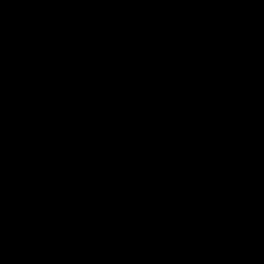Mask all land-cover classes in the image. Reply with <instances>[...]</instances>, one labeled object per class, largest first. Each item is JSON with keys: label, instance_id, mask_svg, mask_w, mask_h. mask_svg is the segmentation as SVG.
<instances>
[{"label": "rangeland", "instance_id": "rangeland-1", "mask_svg": "<svg viewBox=\"0 0 264 264\" xmlns=\"http://www.w3.org/2000/svg\"><path fill=\"white\" fill-rule=\"evenodd\" d=\"M151 2L0 0V264H59L95 208L114 216L126 264H177L186 251H204L205 264H264L262 243L219 257L206 249L239 236L143 221L168 197L185 205L191 184L170 186L166 153L186 179L199 163L264 184V0ZM120 84L196 116L186 146L165 152L151 133L108 127Z\"/></svg>", "mask_w": 264, "mask_h": 264}, {"label": "trees", "instance_id": "trees-1", "mask_svg": "<svg viewBox=\"0 0 264 264\" xmlns=\"http://www.w3.org/2000/svg\"><path fill=\"white\" fill-rule=\"evenodd\" d=\"M130 1L147 5L156 0ZM125 50L122 46L115 47V67L118 65L121 69L125 65L120 60L121 52ZM120 85L115 98L106 104L103 122L108 127L134 135L151 133L155 136L158 148H165V152L178 151L180 144L186 146L185 142L191 140V129L194 127V120L189 119H196V116L181 117L162 107L153 108L134 96L133 87ZM165 127V136H161ZM166 154L167 162L162 167L172 168L175 173L169 181L170 186L179 188L183 182L191 184L180 199L184 200L185 205L178 206L179 201L171 200L175 197H168L149 208L144 215V222L153 217L161 221L173 219L176 223L182 218L183 223H189L196 229L237 235L241 239L264 244V203L258 202L260 194L264 196V184L199 163H194L193 176L186 179L175 168L178 163L174 162L182 160L181 157L177 153ZM148 155L149 152L138 157L136 165L141 168V162ZM136 178L138 183L145 180L141 173ZM129 257L130 250L118 233L112 213L95 208L82 218L73 247L59 264H126Z\"/></svg>", "mask_w": 264, "mask_h": 264}, {"label": "crops", "instance_id": "crops-1", "mask_svg": "<svg viewBox=\"0 0 264 264\" xmlns=\"http://www.w3.org/2000/svg\"><path fill=\"white\" fill-rule=\"evenodd\" d=\"M228 236V235H227ZM223 243V246L219 247V246H215L212 245L210 246V248L206 251H208L210 254H216V255H220L219 257H226V256H230L232 254H234V250L237 247H261L259 244L260 243H256V242H251V241H247V240H242V239H235L232 237H226L223 239H220ZM204 251L201 252V259L200 258H194V252L192 251H186L184 252V254H182L181 259L183 260H176L177 264H205L204 262Z\"/></svg>", "mask_w": 264, "mask_h": 264}]
</instances>
